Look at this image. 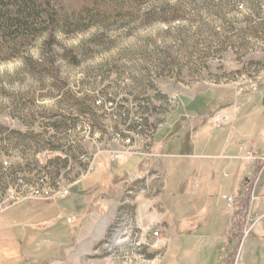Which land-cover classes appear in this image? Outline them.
Listing matches in <instances>:
<instances>
[{"label":"rangeland","instance_id":"1","mask_svg":"<svg viewBox=\"0 0 264 264\" xmlns=\"http://www.w3.org/2000/svg\"><path fill=\"white\" fill-rule=\"evenodd\" d=\"M57 4L69 25L57 33L52 61L36 62L40 40L20 57L0 61V264H152L167 245L147 247L140 251L145 260L131 263V247L118 250L113 237L137 223L148 239L157 230L164 242L161 224H169L152 216L173 209L176 193H158L160 183L187 173L164 172L155 140L169 130V138L177 134L185 113L199 120L209 114L214 94L241 104L236 125L250 132L245 146L264 152L258 132L264 121V0ZM123 110L127 119L117 114ZM193 132L210 135V125ZM223 135L214 142L223 143ZM133 175L147 176L148 192L139 193L143 181L130 183ZM258 186L249 191L254 198L240 241L224 247L217 236L204 263V244L198 255L185 244L179 262L264 264V240L253 246V261L246 239L264 216L250 208L264 198V182ZM63 189L68 193L61 197ZM221 201L225 205L226 196ZM52 207L59 214L54 224Z\"/></svg>","mask_w":264,"mask_h":264},{"label":"crops","instance_id":"2","mask_svg":"<svg viewBox=\"0 0 264 264\" xmlns=\"http://www.w3.org/2000/svg\"><path fill=\"white\" fill-rule=\"evenodd\" d=\"M194 96V94L190 95V97ZM208 111L209 114L201 116V120L197 116L185 113L184 119L179 122L177 134L169 138V130L162 134L159 142L155 140V151L164 157V172L181 171L187 173L185 175L187 178H184V174L177 173V176L175 175V178L171 180L172 176L169 178L166 173V181L164 184L160 183L158 193H176V206L170 209L164 205L165 212L155 217L152 216L153 220L161 223L167 221L169 224H161L167 232L164 238L167 253L160 259L154 260L152 264H181L179 256L185 244L189 246L188 253L194 255L197 252L198 255L200 254L197 250L199 243L204 244L203 256L201 255L204 263V256L207 254L205 250L211 249L209 251L212 254L213 247H216L214 240L217 236L222 237L221 242L226 247L233 240L230 230L237 229V226H234L235 220L240 219L237 197L244 192V182L249 181L253 193L254 190L257 191L258 185L264 182V168L255 172L252 161L247 156V151L250 150L243 140L244 136L250 132L244 129L240 131L236 125L241 104L231 96L222 101L213 94V98L208 103ZM189 116L193 120L188 119ZM213 117L223 118L218 125H215ZM205 122L210 125L211 134L196 135V132H193L194 128L201 127ZM260 130L264 133V121L259 124L258 132ZM220 133L224 134L223 143L214 142V137ZM256 154H264V152ZM173 158L188 159L176 162ZM217 176L218 179L214 181L213 178L216 179ZM220 193H228L227 195L221 194L222 199L224 196L232 197L233 202L226 201L224 205ZM250 208L257 213V216H261L264 213V198L253 201ZM56 210V207H52V212H50L53 224L59 215ZM205 231L207 232L202 233ZM246 239L249 242V253L255 261L256 250L253 246L264 240V216L254 223ZM193 262L196 260H192ZM16 264H25V261Z\"/></svg>","mask_w":264,"mask_h":264},{"label":"trees","instance_id":"3","mask_svg":"<svg viewBox=\"0 0 264 264\" xmlns=\"http://www.w3.org/2000/svg\"><path fill=\"white\" fill-rule=\"evenodd\" d=\"M68 25L60 16L57 0H0V61L20 57L40 40L41 57L36 62H51L58 43L57 33ZM123 118L127 119L128 114ZM1 174L0 170V178ZM15 174L10 176L15 179ZM250 198L249 191L237 197L240 219L235 220L237 229L230 230L234 241H240L242 218L247 214Z\"/></svg>","mask_w":264,"mask_h":264},{"label":"built area","instance_id":"4","mask_svg":"<svg viewBox=\"0 0 264 264\" xmlns=\"http://www.w3.org/2000/svg\"><path fill=\"white\" fill-rule=\"evenodd\" d=\"M173 100L174 99H172L171 102H174ZM136 109H137V107H136ZM117 114L119 116H125L126 114H128V111L127 112L124 110L119 111V112H117ZM140 118H141V116H139L138 121H140ZM222 118L223 117H213L214 124L218 125L219 122L222 121ZM125 140H126L125 141L126 143L130 142L129 137H126ZM247 156L252 161V165H253L254 170L259 169L258 171H260V168L262 169V167H264V154L258 155L254 152L248 151ZM112 157L119 159V158H123L124 156L121 153H114L112 155ZM147 179H148L147 176L141 177V175H133V176H131V178L129 180H130V183L136 182L137 180L143 181V186L140 187L139 193H146V192H148V190L150 188L149 179L148 180ZM126 189H127V187H126ZM246 191H250V186H248V188H245L244 192H246ZM67 193H68V191L66 189H63L58 194H59V196L64 197ZM127 193H131L129 186H128ZM263 195H264V191H263ZM250 197L254 198V196H251V194H250ZM226 199L230 203L233 202L232 197H226ZM128 228L130 230L129 233L127 231L117 230V233H115L114 237H113V246L115 248H117L118 250H122L123 248L130 246L131 247L130 253H129V255L127 254L128 256L126 257V259H128V261L131 263L135 262L137 259H139L142 262L145 260V258L143 257V254L140 252L141 250L146 249L147 247H149V248L153 247V248L157 249L160 247H165V245H166V242H161L162 240L160 238V233L157 230H154V231L152 230L151 236L148 239V237H146V235H145L146 229H143L142 227L140 228L137 223H135L133 225H128Z\"/></svg>","mask_w":264,"mask_h":264}]
</instances>
